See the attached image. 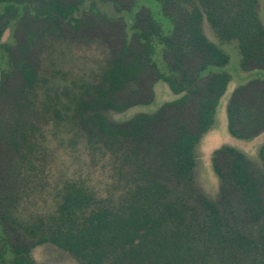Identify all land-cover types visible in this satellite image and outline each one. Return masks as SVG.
<instances>
[{"label":"trees","instance_id":"1","mask_svg":"<svg viewBox=\"0 0 264 264\" xmlns=\"http://www.w3.org/2000/svg\"><path fill=\"white\" fill-rule=\"evenodd\" d=\"M81 3L0 0V101L16 109L17 100L32 92L37 79L31 65L21 61L36 34H28L13 48L1 42L21 9L35 6L32 21L41 24L42 33L67 25L76 28L74 15ZM257 4L258 0H135L127 13L133 16L132 34H122L121 46L108 60L99 84L86 92L87 100L65 106L79 121L92 153H109L114 180L109 191L99 195L78 176L64 182L55 211L45 219L22 222L4 211L0 223L13 224L17 235L13 234L10 258L1 253L0 264H36L31 250L44 242L68 251L82 264H264V144L258 151L259 168L233 147L213 152L212 169L219 181L215 200L197 189L194 178L196 146L213 125L230 82L227 73L211 71L224 68L229 58L204 35L202 16H207L221 43H234L240 69L259 73L264 71V26ZM90 11L96 13L92 7ZM125 19L116 22L125 26ZM159 48L170 58L165 63L169 75L158 68ZM155 80L182 95L153 113H139L124 122L110 118L135 103L150 104L152 94L145 89ZM132 94L145 100H124ZM226 118L227 130L236 139L249 141L264 132L260 73L233 91ZM17 121L11 124L9 139L16 150H30L32 135ZM20 160L28 161L25 154Z\"/></svg>","mask_w":264,"mask_h":264},{"label":"rangeland","instance_id":"2","mask_svg":"<svg viewBox=\"0 0 264 264\" xmlns=\"http://www.w3.org/2000/svg\"><path fill=\"white\" fill-rule=\"evenodd\" d=\"M77 1L70 0L71 3ZM112 1L82 0L74 15L78 21L76 28L67 25L42 33L41 24L32 21L36 8L29 6L21 9L16 21L12 22L11 29H8L5 42L11 48L23 44L28 34H36L31 48L21 56V61L31 65L37 79L32 92L17 100L16 109L11 104L0 101V217L7 211L11 217L22 222L31 223L39 218H47L56 209L58 192L64 182L78 176L86 179L99 195L105 196L109 191L114 181L109 153H92L86 135L78 125L79 121L71 117V111H65V106L75 100L88 99L86 92L99 84L100 75L108 60L121 46L122 34H132L129 26L133 16L129 12L133 9L135 0H115L119 8ZM90 7L96 13L91 12ZM256 10L264 26V0H258ZM132 12L135 14L137 10ZM123 17L126 18L125 26L124 23L116 22ZM9 18L10 15L5 20ZM202 30L207 39L220 47L229 58L224 68L211 69L213 73H227L230 82L219 100L213 125L202 136L195 149L196 187L208 199L215 200L219 192V181L211 162L215 150L223 146L233 147L244 153L252 166L261 167L258 151L264 144V132L249 141L232 137L227 130L226 106L239 85L255 78L259 73L264 78V71H242L236 46L234 43H221L218 40L205 14L202 16ZM15 57H19V54ZM155 58L158 59L159 70L169 75L165 63H169L170 58L163 56L161 48L157 49ZM7 72L16 76L12 70ZM8 81L10 84L14 83L13 79ZM131 89L135 92L137 86L133 85ZM145 91L152 94L150 104L135 103L124 112L110 114V118L124 122L139 113H153L163 104L182 95H174L167 83L157 80ZM123 98L127 102L145 100V97L138 94ZM14 118L32 135L30 150L24 147L16 150L10 141L9 129L14 124ZM21 154H25L28 161L20 160ZM12 225L0 223V254H3L4 259L10 258V244H14L13 234L17 235L16 228H13L15 231L11 230ZM30 256L36 264H82L68 251L49 242L35 245Z\"/></svg>","mask_w":264,"mask_h":264},{"label":"water","instance_id":"3","mask_svg":"<svg viewBox=\"0 0 264 264\" xmlns=\"http://www.w3.org/2000/svg\"><path fill=\"white\" fill-rule=\"evenodd\" d=\"M8 33H9V30L6 29V30L4 31V33H3V35H2V39H1V42H2V43L5 42V40H6L7 36H8Z\"/></svg>","mask_w":264,"mask_h":264}]
</instances>
